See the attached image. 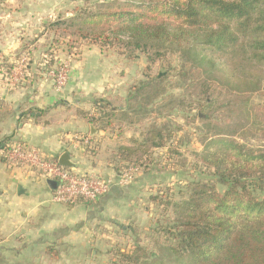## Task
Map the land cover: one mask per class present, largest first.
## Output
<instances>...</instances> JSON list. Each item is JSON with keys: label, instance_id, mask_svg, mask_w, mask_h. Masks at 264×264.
Listing matches in <instances>:
<instances>
[{"label": "trees", "instance_id": "16d2710c", "mask_svg": "<svg viewBox=\"0 0 264 264\" xmlns=\"http://www.w3.org/2000/svg\"><path fill=\"white\" fill-rule=\"evenodd\" d=\"M50 26L62 33L60 37L109 44L166 67L164 73L149 74L130 88L127 97L97 98L94 116L86 113L97 130L118 131L119 136L132 133L130 146L117 147L108 159L116 174L162 171L167 162L176 166L174 147L182 142L175 143L179 129L166 119L165 111L178 108L189 118L197 108L195 117L204 115L201 121L208 131L201 139L204 151L196 156L211 180L188 183L176 200L175 195L150 198L166 212L169 223L161 231L167 236L168 250L178 252L168 255L183 258V264H264V149L242 143L236 138L241 134L225 124L212 125L204 114L217 104L215 83L230 96L218 108L230 116L238 113L237 106L247 108V100L239 105L245 96L264 92V0L89 2L72 17ZM171 54L179 55V70L166 62ZM45 60V66L52 68L53 58ZM151 70L148 67L147 72ZM173 71L178 81L190 80L203 98L173 99L169 92L177 87L168 81ZM29 113L36 123L47 114ZM14 143L0 140V153L10 151ZM161 150L168 154L166 158L157 155ZM217 186L225 190L220 192ZM138 252L119 255L138 264Z\"/></svg>", "mask_w": 264, "mask_h": 264}, {"label": "crops", "instance_id": "0c3cea01", "mask_svg": "<svg viewBox=\"0 0 264 264\" xmlns=\"http://www.w3.org/2000/svg\"><path fill=\"white\" fill-rule=\"evenodd\" d=\"M13 2L0 0V140L35 148L58 162L68 153L73 170L115 184L95 202L60 207L49 180L0 156V264H101L102 244L144 214L158 175L139 174L126 185L117 182L119 174L108 159L117 147L130 146V134L97 130L86 115L94 116V101L101 98L94 95L102 93L98 87L115 71L105 76L102 53L83 48L74 59L65 57L70 60L68 82L58 91L41 59V46L23 36L32 39L40 21L34 14L8 10ZM24 55L27 62L21 65ZM36 110L47 112L41 123L28 116Z\"/></svg>", "mask_w": 264, "mask_h": 264}, {"label": "rangeland", "instance_id": "374dc122", "mask_svg": "<svg viewBox=\"0 0 264 264\" xmlns=\"http://www.w3.org/2000/svg\"><path fill=\"white\" fill-rule=\"evenodd\" d=\"M104 1L106 0H14L8 10H20V14L30 13L34 14V16L36 15L35 17L40 22L37 30H34V34H32V39L27 36L28 34L24 33L23 36L28 38V42L32 40L34 44L38 43L41 46L39 48H42L41 53L43 52L45 56H41V59L48 58L50 60L53 58L55 61L54 69L65 63L68 64L70 69V60L65 59V57L68 56L70 57L69 59H74L80 54V51H83L81 50L83 48H88L89 51L96 49L99 53L101 52L102 60L103 62L105 61L102 66V73L107 76L112 71L115 72L112 77L109 75L107 81H103V86L98 87L102 93H98L94 97H127L129 89L140 82H144L149 74L164 73L165 65L161 63L151 65L145 55L139 53L129 55L124 49H119L109 44L102 45L101 43L83 42L71 37H60L62 33L50 26L57 21L72 17L77 11L83 10L89 2L103 3ZM178 56L177 54H171L166 59V62H170L171 66L176 70L181 67ZM22 57L26 58V55ZM148 67L152 69L150 73L147 72ZM168 81L177 87L169 92L176 101L188 100L190 102L193 100L195 102L203 98L197 96L194 86H190V80L178 81L175 71L172 72ZM213 88L215 91L213 99L216 100L217 104L204 110L206 117L208 119L209 117L211 118L212 125L225 124L230 130L241 134V136L236 138L242 143L254 148L264 149V92L250 97L245 96L243 100L239 101V105H244V100H247V108L240 110V107L237 106L240 116H238V113L230 116L227 112H222L218 109L223 102L230 101V96L226 94L227 91L218 86L217 83L213 84ZM222 92L223 96L220 97L219 95ZM166 98L168 100L170 97ZM164 105L166 106L168 103ZM198 111L199 109L194 108V112L189 115L192 117L190 120H188L190 117L187 118L186 112L178 108L172 113L165 111L166 119L172 121L179 129V138L175 143L182 142L179 143L180 145L177 148L176 146L174 147L175 151H177L174 159L176 166L173 165V162L171 163L172 165L167 162V164H163V168L166 167V170L148 172L149 174L155 172L158 175V181H155L156 183L150 187L151 191L148 192L147 209L143 210L144 214L138 217L139 220L135 221L136 223L127 227L128 230L122 231V228H119L118 236H111L102 244V252H100L104 255V260L101 264H135L132 260L120 258L119 255V253L131 254L134 251H139L138 264H183V258L180 259L176 255H168V253L178 252L168 250L167 236L161 231L162 227H167L169 223L166 219V212L157 203L152 202L150 198L163 197L165 199L170 195H175L174 198L176 200L180 196L178 195L179 191H184L188 183L199 180H211L205 174L207 171L200 169L196 156L204 151L201 139L208 131L201 121L204 115L200 114L198 119L195 117ZM213 131L211 134L214 133ZM117 133L118 131L114 135L119 136ZM127 134H130V142L133 137L132 133H124L126 136ZM157 155H159V158H166L168 154L166 155L165 150H161ZM217 189L223 192L225 187L217 186ZM55 205L67 207L58 203ZM53 251H55L54 247ZM50 252H52V249H50Z\"/></svg>", "mask_w": 264, "mask_h": 264}, {"label": "built area", "instance_id": "2783aa9c", "mask_svg": "<svg viewBox=\"0 0 264 264\" xmlns=\"http://www.w3.org/2000/svg\"><path fill=\"white\" fill-rule=\"evenodd\" d=\"M26 62L27 59L22 58L21 65H25ZM68 72L69 66L66 63L59 65L56 69L50 68L48 75L55 82L58 91L66 86ZM0 156L15 168L24 171L36 170L44 179L57 182L53 201L66 206H74L80 202H95L106 196L115 184L111 179L85 175L65 168L57 160H49L37 149L29 148L21 143H14L10 151L3 152ZM139 174L136 170L119 174L117 182L126 185Z\"/></svg>", "mask_w": 264, "mask_h": 264}, {"label": "water", "instance_id": "95a60500", "mask_svg": "<svg viewBox=\"0 0 264 264\" xmlns=\"http://www.w3.org/2000/svg\"><path fill=\"white\" fill-rule=\"evenodd\" d=\"M59 164L65 168H69V169H73L74 168V164L71 163V157L68 153L63 154L60 159H59ZM48 185L50 187H52L53 189H55L57 187V183L53 180H49L48 181ZM19 190V194L21 195V188L18 189Z\"/></svg>", "mask_w": 264, "mask_h": 264}]
</instances>
